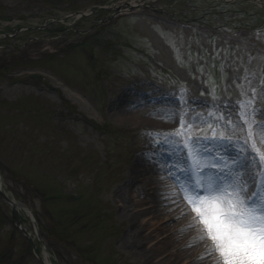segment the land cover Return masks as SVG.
I'll return each mask as SVG.
<instances>
[{
    "label": "rangeland",
    "instance_id": "1",
    "mask_svg": "<svg viewBox=\"0 0 264 264\" xmlns=\"http://www.w3.org/2000/svg\"><path fill=\"white\" fill-rule=\"evenodd\" d=\"M126 2L134 11L117 14ZM241 112L264 124V5L256 1L0 0V182L21 207L0 195V264H42L18 225L39 252L41 237L52 264L193 261L197 254L170 259L182 245L173 232L204 234L185 201L181 217L190 221L162 214L156 239L145 213L132 224L145 207L136 205L146 195L138 180L148 171L191 189L200 178L175 167L191 164L179 144L156 142L183 120L192 125L186 135L231 137L224 147L202 142L203 159L223 157L225 172L260 185L264 165L252 143L264 153V142L249 140ZM204 174L215 179L217 170Z\"/></svg>",
    "mask_w": 264,
    "mask_h": 264
},
{
    "label": "snow or ice",
    "instance_id": "2",
    "mask_svg": "<svg viewBox=\"0 0 264 264\" xmlns=\"http://www.w3.org/2000/svg\"><path fill=\"white\" fill-rule=\"evenodd\" d=\"M255 94V89L253 90ZM251 104V101L249 102ZM239 117L247 124L249 140L258 135L264 142V124L257 120L248 119L245 112L239 113ZM199 119V117H197ZM179 128L167 134L157 133L163 136V140L157 143L179 144L186 153V160L190 158L188 169L180 168V172L187 171L189 175L196 173L200 178L194 179L191 189L180 185L183 198L196 218L204 226V234L198 239H208L212 242L211 251L218 254L216 264H264V181L257 185L255 180L249 184L248 179L241 176L239 171H224L226 167L223 157L213 160H204L205 155L200 147L202 142H209L224 147L231 144L232 138L225 136L223 132H212L207 135H186L191 132V123L181 120ZM232 124V120H228ZM255 129H260L257 133ZM252 149L258 154L259 161L264 164V153L256 148L253 140ZM211 155V153H207ZM237 164L238 161H234ZM217 164L221 167L217 168ZM216 168L215 179L205 176L204 169ZM175 177V173H171ZM227 177V180L224 179ZM259 187L260 191L252 190ZM203 193V194H201ZM190 226H195L193 225Z\"/></svg>",
    "mask_w": 264,
    "mask_h": 264
},
{
    "label": "bare ground",
    "instance_id": "3",
    "mask_svg": "<svg viewBox=\"0 0 264 264\" xmlns=\"http://www.w3.org/2000/svg\"><path fill=\"white\" fill-rule=\"evenodd\" d=\"M124 8L125 6H123L121 9L124 10ZM144 173L146 175L148 171H144L142 173L143 175L139 178L138 181L139 183H141L142 187L138 188H140L139 194L146 192V195L145 197H143L144 199L142 198L137 200L138 203L136 202V205L138 208L143 205L145 207L136 209L135 215L134 217L132 216L131 221L134 225L135 223H133V220L135 219V216H141L142 213H145L146 216L148 215L149 218L144 221V225H147L150 233H152V237L156 239L158 237L157 229L160 228L161 230H163V226L160 221L161 218H159L162 214L165 215V217L169 218V220H180L181 222H184L185 225L190 221L191 214H186L185 216L181 217V212L184 211V209L182 208L183 205H185L184 207H186V200L181 197V189L169 185V183L167 182L168 180L164 179L163 177H156L155 174H153V176L151 174L150 176H145ZM134 191L136 192L137 190H133V192ZM146 197L148 201H146ZM182 202L184 203L183 205ZM186 210L187 209H185V212ZM164 226L166 225L164 224ZM133 227L134 229H136L135 226ZM173 236L175 238L174 240L180 239L182 242L179 244L182 245L176 250V252H173L170 255L172 263L184 257L188 258V256L193 253L194 255L197 254L194 257V260L188 261V263L186 264H216L217 260H214L213 257L208 255L211 250L210 248H208V246H206V240H200L198 239V237H192L190 239V234L180 237L176 232H173ZM172 240L173 239L164 240L161 246H164L165 244L170 245V243L174 241ZM44 261L47 264H52L47 254H45Z\"/></svg>",
    "mask_w": 264,
    "mask_h": 264
},
{
    "label": "water",
    "instance_id": "4",
    "mask_svg": "<svg viewBox=\"0 0 264 264\" xmlns=\"http://www.w3.org/2000/svg\"><path fill=\"white\" fill-rule=\"evenodd\" d=\"M0 193L4 197L5 200H7L10 204H12V206L16 207L15 202L11 198H9L1 189H0ZM22 232L25 235L29 236L28 232L25 229H23V228H22ZM33 247H34V243H33ZM37 255L40 257V255L38 253H37ZM43 264H45V263L43 262Z\"/></svg>",
    "mask_w": 264,
    "mask_h": 264
}]
</instances>
